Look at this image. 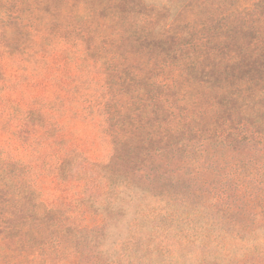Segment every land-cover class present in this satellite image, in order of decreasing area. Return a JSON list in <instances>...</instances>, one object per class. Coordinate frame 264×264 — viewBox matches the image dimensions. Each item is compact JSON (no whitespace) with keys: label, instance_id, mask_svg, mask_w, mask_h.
Wrapping results in <instances>:
<instances>
[{"label":"rangeland","instance_id":"obj_1","mask_svg":"<svg viewBox=\"0 0 264 264\" xmlns=\"http://www.w3.org/2000/svg\"><path fill=\"white\" fill-rule=\"evenodd\" d=\"M144 1L0 0V181L7 186L0 216L12 213L0 228V264H74L76 241L60 229L63 223L101 232L107 224L123 230L134 218L151 229L169 226L170 218L160 216L176 212H199L197 226L206 217L215 223L231 216L248 226L263 218L254 215L250 192L238 197L233 171L225 168L245 160L238 151H221L216 142L204 145L200 137L190 140L192 133L180 140L169 129L186 116L193 119L191 128L206 127L201 124L208 119V82L219 85L220 67L234 53L264 45V0H168L179 7L177 13L171 6L167 13L146 8ZM146 13L155 22L166 16L163 24L169 21L178 36L167 46L173 47L170 66H156L149 80L146 62L123 59L125 40L115 43V56L91 35L80 52L72 43L57 45L54 33L44 31L54 16L85 32L117 18L105 30L115 36L136 27L135 17ZM30 14L43 17V39H32L47 54L38 70L26 55L23 22ZM94 45L100 51L90 49ZM19 118L26 119L22 126ZM56 166H62L58 173ZM17 193L27 199H12ZM148 229L141 236L146 232L155 248ZM81 241L82 260L103 264L90 238ZM196 254L181 260L201 264L202 253ZM143 264L170 263L148 253Z\"/></svg>","mask_w":264,"mask_h":264},{"label":"trees","instance_id":"obj_2","mask_svg":"<svg viewBox=\"0 0 264 264\" xmlns=\"http://www.w3.org/2000/svg\"><path fill=\"white\" fill-rule=\"evenodd\" d=\"M143 3L146 8L154 6L166 13L170 11V6L171 10L174 8L175 12L180 11L179 7H174L177 6L176 4H169L168 0H156V2L145 0ZM165 17L163 16L161 20L155 22L153 17L147 13L143 14L142 17H135L136 27L123 30V32L119 31L114 36L105 30L117 18L107 19L100 26V30L93 32L92 28H89L85 32L79 28L71 30L70 22L65 18L60 20L54 16L48 18L44 31H49L47 34L54 33L53 40L57 42V45L72 43L80 52L84 51V40H87L91 35L95 39V43L103 44L101 50H107L106 53L111 55L113 53L115 56H120V50H114L117 45L115 43L125 40L128 56L123 59L125 62L131 60L146 62L147 64H143L145 66L143 69L144 80H149V76L155 71L156 66L160 65L162 69L170 66L169 56L173 52V47L167 46L168 44L174 46L178 39L176 34H171L172 29L168 24L169 21L163 24ZM26 19L23 22V34L27 35L30 48L26 55L32 62L35 61L33 64H38L36 67L38 70L43 68V57L45 59L47 54L43 55V48L32 39L34 36L37 39L38 37L43 39V17L40 19L36 15L30 14ZM118 21L129 24L125 20L118 19ZM66 22L68 23L66 24ZM108 46L113 48L112 53L110 52L112 49L109 50ZM92 47L90 49H99L100 51L101 46L94 45ZM88 51L89 49L84 53L86 54ZM15 53L17 52H13V54ZM230 57L227 64L223 68L220 67L222 75L220 80H217L219 85L211 81L207 84V95L204 99H206L205 105L208 108L203 114L209 120L205 119L201 124L206 127L203 130L191 128L193 119L191 116H186L182 123L172 125L174 128L169 130L179 135L177 139L181 138L180 140L184 139L186 134L192 133L196 136L190 140L196 141L200 137L204 140V145L216 142L221 151L232 150L231 148H234L232 151H238V154L245 160L234 162L230 167L226 163L225 168L233 171L238 197L241 198L244 193L250 192L249 205L252 206V209L257 210L254 213L256 217L261 214L263 218L259 220V223L256 222V224L248 226L247 222L242 219H233L231 216L222 217L220 222L215 223L210 222V218L207 220L206 217L204 220L201 219L203 222L197 226L194 218L203 217L199 212L191 214L192 216L176 212L160 216L162 220L170 218L169 226L158 223L151 229L146 226L143 219L139 218L138 221L137 218H134L129 219L125 226L122 225L123 230L118 231L114 225L107 224L101 232L92 229L85 230L81 227L80 229L73 228L70 224L63 223L60 229L65 233H71L76 241L77 255L75 254L74 264H87L82 260V253L78 255V250L83 246L81 240L86 236L92 243L89 242L90 249L96 254L95 257L103 259V264H143L148 253L157 254L170 264H184L181 258L187 256L189 259L197 258L198 250L202 253L201 264L205 261L215 264H264V45L258 44L251 50L234 53ZM21 112L27 113L23 109ZM25 121V118H19L16 123L22 126ZM168 126L171 127L170 124ZM61 168L62 166H56L53 170L54 173H58ZM6 187L0 181V199L3 198L2 195ZM227 191H223L225 192L223 194H227ZM6 196L10 197V194ZM11 198L27 199L26 195L21 193L11 195ZM32 212L38 215L40 211ZM47 212L53 211L49 212L48 210ZM10 214L12 216V213ZM10 214L8 212L5 216H0V228L10 220ZM142 217L147 219L146 214ZM143 229H148L147 231L153 233L152 236L156 240L155 246H153L155 248L151 247L149 241L146 242V232L144 236H141ZM22 231L25 232L23 227ZM95 233L97 234L95 235ZM115 235L118 236L114 237ZM90 249L87 250V253ZM96 264L101 263L97 261Z\"/></svg>","mask_w":264,"mask_h":264}]
</instances>
